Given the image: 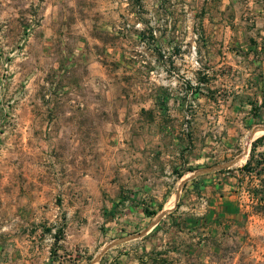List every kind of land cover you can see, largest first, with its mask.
<instances>
[{
	"label": "rangeland",
	"instance_id": "374dc122",
	"mask_svg": "<svg viewBox=\"0 0 264 264\" xmlns=\"http://www.w3.org/2000/svg\"><path fill=\"white\" fill-rule=\"evenodd\" d=\"M229 2L75 0L44 26L42 0H0V223L57 227L47 252L77 260L85 255L68 258L61 250L63 228L72 222L103 251L130 236L107 235L105 153L122 143L157 144L159 155L184 145L191 165L168 183L173 193L184 191V206L161 227L167 247L151 264H264V216L253 212L250 194L264 173L251 182L240 178L235 213H224L208 194L209 169L239 170L253 143L245 134L225 152V122L203 103L208 95L223 104L228 90L220 79H230V67L208 65L212 22L237 17L250 30L258 14L246 0ZM259 146L255 155L264 153V140ZM197 156L198 174L182 186ZM92 165L95 177L87 182ZM117 204L110 200L114 212Z\"/></svg>",
	"mask_w": 264,
	"mask_h": 264
},
{
	"label": "crops",
	"instance_id": "0c3cea01",
	"mask_svg": "<svg viewBox=\"0 0 264 264\" xmlns=\"http://www.w3.org/2000/svg\"><path fill=\"white\" fill-rule=\"evenodd\" d=\"M74 2L75 0H42L40 18L43 25L55 23L61 16V8L66 13L70 12ZM246 2L258 13L254 16L252 11L250 30L243 28L244 20L220 17L212 22L211 27L215 30H209L205 37L208 65H212L210 70L230 67L229 81L223 76L220 79L228 90L223 104L219 105V100L208 95L203 96L205 110H212L213 115L225 122L222 137L225 152L231 151L239 136L249 134V142H254L264 134V0ZM49 35L50 30L45 33V37ZM216 104L224 107L225 111L216 110ZM259 131L263 132L256 134ZM160 149L153 143L139 142L132 147L122 143L109 149L103 156L100 178L103 184L102 196L108 207L107 235L130 236L112 242L102 251L103 246L89 238L84 226L66 222L61 250L69 253L68 258L72 253H82L85 256L77 260H65L59 256H50L51 253L47 252V237L52 236L57 227L47 228L39 223L9 225V222H1L0 264H151L156 257L164 255L160 250H165L167 241L162 235L161 227L180 214L185 199L183 190L173 193L168 183L175 179V171L189 167L191 161L184 145L175 146L171 154L162 152L159 155ZM217 151L218 149H214L212 152ZM202 152L203 149L200 153ZM246 153L242 157L243 162ZM201 161L200 156H197L193 164L195 168L182 180V186L198 174L196 171L200 169V163H203ZM216 168H211L208 172L211 175L207 178L214 184L213 190L208 194L213 200L225 205L224 213H235L241 184L239 181L240 178L243 179V175L239 170L219 173L221 169ZM84 175L87 182L94 180L93 165ZM204 181L208 182L206 177ZM111 199L117 200L119 211L114 212L115 208L110 207ZM145 210L156 213L147 215ZM112 248L117 249L114 254Z\"/></svg>",
	"mask_w": 264,
	"mask_h": 264
},
{
	"label": "trees",
	"instance_id": "16d2710c",
	"mask_svg": "<svg viewBox=\"0 0 264 264\" xmlns=\"http://www.w3.org/2000/svg\"><path fill=\"white\" fill-rule=\"evenodd\" d=\"M263 139L264 137H261L252 143L248 160L239 168V173L243 175V179L248 178L250 180L249 182H251L254 176L260 177L264 173V153H258L255 155L256 147ZM250 194L256 201L255 206L253 207V212L264 216V180L260 181L258 189L250 190ZM145 213L147 215H155L156 212L145 210ZM57 237L58 236L55 235V239Z\"/></svg>",
	"mask_w": 264,
	"mask_h": 264
},
{
	"label": "built area",
	"instance_id": "2783aa9c",
	"mask_svg": "<svg viewBox=\"0 0 264 264\" xmlns=\"http://www.w3.org/2000/svg\"><path fill=\"white\" fill-rule=\"evenodd\" d=\"M192 54L193 56H196V51H195V47L192 46ZM195 63L197 64V60L195 59Z\"/></svg>",
	"mask_w": 264,
	"mask_h": 264
},
{
	"label": "water",
	"instance_id": "95a60500",
	"mask_svg": "<svg viewBox=\"0 0 264 264\" xmlns=\"http://www.w3.org/2000/svg\"><path fill=\"white\" fill-rule=\"evenodd\" d=\"M219 169H222V166H218L217 168H216V170H219ZM210 170V169H209Z\"/></svg>",
	"mask_w": 264,
	"mask_h": 264
}]
</instances>
